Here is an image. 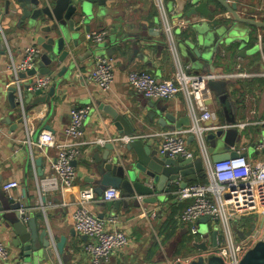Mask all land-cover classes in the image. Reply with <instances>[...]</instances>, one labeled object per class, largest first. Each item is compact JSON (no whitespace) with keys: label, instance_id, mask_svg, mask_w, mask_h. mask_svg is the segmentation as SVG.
<instances>
[{"label":"crops","instance_id":"0c3cea01","mask_svg":"<svg viewBox=\"0 0 264 264\" xmlns=\"http://www.w3.org/2000/svg\"><path fill=\"white\" fill-rule=\"evenodd\" d=\"M164 3L173 21L186 22V29L177 31L178 37L185 32L184 40L190 39L194 42L197 38H202L199 33L200 25L204 23L202 17L189 20L186 18L187 9L183 8L182 4L173 0H164ZM103 8L104 13L89 21L87 26L89 33L99 30L108 32L105 40L94 46L99 48L96 56H106L113 62L114 81L110 89L101 92L96 86L79 78V72L86 73L93 68L95 58L85 54L88 44H93L83 43L77 50L81 61L59 79L50 102L38 104L36 107L25 103V96L31 93L30 91H24L25 96H22L20 105L17 103L19 97L16 92L13 100L9 99L8 89L16 87L12 65L22 60L26 48L35 47L40 52L39 47L35 44L31 32L23 25L19 26L15 14L0 15V193L21 205L27 200L30 208L27 210L35 216L36 225L40 230L46 227L55 236V241L59 236L66 238L64 254L54 257L56 264L89 263L83 252L86 238L79 235L73 226L77 196L86 187L96 189L99 177L95 166L104 153L103 144L122 137L114 128L110 116L100 106H110L120 115L127 116L134 128V134L128 138L141 139L158 156L161 135L179 131L174 130L175 123L188 118L181 94L173 100L150 101L135 93L127 82V75L131 71L145 72L158 80H170L175 72V65L167 51L165 38L159 27L158 14L151 0H107ZM238 12L242 17L264 22V0H238ZM187 21L191 23L188 24ZM136 35H140V40L135 39ZM244 38L247 41H243L239 49L225 51L222 47V56L212 55L215 76L225 79L220 81L226 83L227 102L235 123L264 120V76L261 75L264 72V64L259 47L255 49L261 43L264 51V29H251ZM207 47L210 52L211 43ZM238 51L244 54H237ZM181 60L183 65L189 67V74L195 75L182 57ZM61 67L62 65H59L55 69L54 75L60 73ZM237 67H240L239 72L251 73L253 77L228 80L226 76L238 72ZM54 75L50 77V85L43 90V94L50 92ZM26 81L27 79L19 80V83ZM35 99L36 97H33L30 102ZM205 103L209 110L216 113V120L205 122V126L226 123L223 105L210 90ZM82 106H89L91 110L83 123L82 135L79 138L84 144L80 146L79 154L73 161L76 170L73 186L64 193L44 192L40 183L49 176L48 161L55 158L57 149H37L34 146L37 138L35 140L34 136L37 132L48 131L53 134L56 142L61 144L65 140L63 130L70 122V111ZM28 107L29 112L24 113V108ZM19 111L23 116V123L20 124L17 117ZM167 115L172 117L175 123L166 119ZM260 135L259 127L248 126L244 131L237 132L230 151L233 152L234 149V152H240L252 162L260 161L263 154L256 149ZM187 139L188 149L196 154L195 142ZM206 144L209 147L208 141ZM38 158L41 159L40 175L34 162ZM10 181L16 182L18 187L4 193L2 186ZM182 181L187 182L184 179L172 182L164 197L165 202L157 206L141 203L140 207H135L130 202L128 206L122 203L115 207V201L104 202L96 194V198L89 205L92 214L98 218L103 217L102 219H115L107 228L122 231L128 236L126 248L114 253L107 264H166L167 260L187 259L197 253L195 245L202 241L190 236L187 227L179 222L181 212L189 204V201H180L177 197L180 189L177 183ZM204 181V177L197 176V180L189 184ZM152 212H155V218L148 220L146 216ZM209 228L208 222L199 223V230L203 235ZM0 243L9 252L8 260L0 264H15L17 250L11 245V239L1 222Z\"/></svg>","mask_w":264,"mask_h":264},{"label":"water","instance_id":"95a60500","mask_svg":"<svg viewBox=\"0 0 264 264\" xmlns=\"http://www.w3.org/2000/svg\"><path fill=\"white\" fill-rule=\"evenodd\" d=\"M173 1L182 4L183 8L186 7V18L189 20L196 17H202L204 20L199 30L202 38H197L194 42L190 39L178 41L177 48L185 64L190 66L195 75L210 76L206 86L221 101L226 124H233L234 118L227 102L226 83L216 78L212 55L222 56V47L226 49L225 51L239 49V45L247 41L244 35L251 29H264V22L242 17L238 12V0ZM106 2L107 0H0V15L15 14L19 26L23 25L31 32L40 50L34 58L36 66L16 75L20 81L27 79L26 82L20 84L22 96H25L24 91L29 89L37 74L51 77L55 74V69L62 65L60 73L52 77L50 92L46 95L42 90L31 92L25 96L26 104L36 107L38 104L50 102V97L59 79L68 71L73 70L75 64L81 61L77 50L83 43H89L86 38L89 34L87 23L104 13L103 7L106 6ZM189 23L191 22L188 21ZM139 36L136 35L135 39L140 40ZM210 43L209 52L207 46ZM257 48L258 46L255 47ZM98 49V46L88 44L85 54L90 57L96 56L99 53ZM134 51L136 52V46H134ZM212 51L214 53H211ZM238 52L237 54H244L241 51ZM8 92L9 99L12 101L16 89L9 88ZM33 97L36 99L30 102ZM100 108L110 116L121 138L131 137L134 134V128L127 116L120 115L110 106L101 105ZM28 109L29 107L24 108V113H28ZM17 117L18 123H23L21 111L18 112ZM165 118L175 123L169 115ZM188 124V118H184L175 123L174 130H180ZM45 128L50 130L49 127ZM38 134L39 132L35 134V140ZM236 137L237 131L234 129L218 130L206 135V141L209 143L208 153L213 163L239 156L238 153L230 151ZM187 140L191 141L192 136H189ZM103 150L104 153L95 166L99 180L96 182L97 187L94 191L101 197L107 188L118 189L121 197L115 201V207L122 203L128 206L130 202L135 207H140L141 203L153 206L163 204L172 182L186 180L187 182L179 183V188L183 189L189 182H195L197 176L204 177L200 159L160 157L141 139L127 142L107 141L103 144ZM34 162L39 168L37 172L40 175L41 159L38 158ZM137 197L141 198L140 202ZM27 209H30L27 200L21 205L0 193V222L11 239V245L17 250V256L14 257L15 264H56L54 257L64 254L66 238L59 236L55 241V236L46 227L40 230L36 225L35 216H32ZM102 218L99 217V219ZM207 221V218L199 220L201 223ZM208 236L206 233L205 239L195 245L197 251L205 252L216 246V232L210 234V241ZM189 264L224 263L215 256L208 258L201 256ZM239 264H264V234L262 240L244 255Z\"/></svg>","mask_w":264,"mask_h":264},{"label":"built area","instance_id":"2783aa9c","mask_svg":"<svg viewBox=\"0 0 264 264\" xmlns=\"http://www.w3.org/2000/svg\"><path fill=\"white\" fill-rule=\"evenodd\" d=\"M151 2L157 11L160 31L175 65V72L170 80H158L148 73L131 71L127 75V82L135 93L150 101L173 100L179 94L182 95L186 104L189 126L179 131L162 134L158 154L160 157H180L190 160L197 158L202 161L205 181L189 184L177 192L180 201H189L179 216V222L187 227L190 236L197 237L201 241L205 239L206 234L203 235L199 230L200 219H208L210 227L207 231L208 240H210V234L216 232L214 248H209L205 252L197 251L191 258L167 260L166 264H189L201 256L204 258L215 256L224 264H239L244 255L262 240L264 234V120L204 125L205 122L216 120V113L209 110L205 103L209 94L206 83L210 76L189 74V67L182 63L176 35L177 31L182 32L186 29V22L173 21L171 13L165 7L164 0H151ZM107 34L106 30L93 31L86 38L93 45H99L105 40ZM258 47L264 64V51L261 43ZM38 53L35 47L26 48L22 60L11 67L15 77L16 93L19 97L17 103L20 105L22 95L16 75L32 69L34 58ZM239 70L240 67H237L238 72L229 74L226 78L234 80L253 77V74L239 72ZM261 75L264 76V72ZM78 76L83 82L96 86L101 92H107L114 81L113 62L106 56H95L93 68L86 73L79 72ZM50 82L49 76H36L28 91H43L48 88ZM90 110L89 106H82L70 111V122L63 130L65 140L61 144L56 142L52 133L48 131L39 133L34 144L37 149L42 150L48 147L57 149L55 158L48 161L50 174L40 183L44 192L64 193L73 186L76 179L73 161L79 154L80 146L84 144L79 141V138ZM248 126L261 129L256 149L263 154L262 159L252 162L237 152L239 156L236 158L213 163L208 153L206 135L218 130L227 131L229 129H234L239 133ZM189 136H192L196 144V154L188 149L186 139ZM117 140L127 142L133 138L123 137L109 141ZM98 142L102 141L98 140ZM17 187L16 182L10 181L2 186V191L9 193ZM120 197L121 193L118 189L107 188L101 199L104 202H112ZM95 198L96 194L92 187H86L78 193L77 208L73 213V226L79 235L86 238L83 252L88 257V264H107L114 253L126 248L128 236L122 231L107 228L115 222V219H99L92 214L89 205ZM137 200L140 202L141 198L137 197ZM250 214L254 215L250 217ZM146 217L148 220H153L155 212L149 213ZM244 219H251L249 228L243 222ZM8 258V250L0 243V262L7 261Z\"/></svg>","mask_w":264,"mask_h":264},{"label":"rangeland","instance_id":"374dc122","mask_svg":"<svg viewBox=\"0 0 264 264\" xmlns=\"http://www.w3.org/2000/svg\"><path fill=\"white\" fill-rule=\"evenodd\" d=\"M165 7H166V5H165ZM166 9H167V7H166ZM253 215L254 214H250V217L253 216ZM250 221H251V219H244L243 220V222L245 223V225H246L247 228H249V226H250Z\"/></svg>","mask_w":264,"mask_h":264},{"label":"trees","instance_id":"16d2710c","mask_svg":"<svg viewBox=\"0 0 264 264\" xmlns=\"http://www.w3.org/2000/svg\"><path fill=\"white\" fill-rule=\"evenodd\" d=\"M183 37L185 38V32H183V33L181 34V36H179L178 38H179L180 41H181V40H184Z\"/></svg>","mask_w":264,"mask_h":264}]
</instances>
